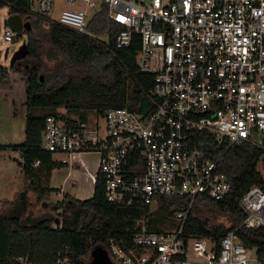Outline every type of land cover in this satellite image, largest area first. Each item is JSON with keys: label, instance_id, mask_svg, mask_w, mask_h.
Segmentation results:
<instances>
[{"label": "built area", "instance_id": "2783aa9c", "mask_svg": "<svg viewBox=\"0 0 264 264\" xmlns=\"http://www.w3.org/2000/svg\"><path fill=\"white\" fill-rule=\"evenodd\" d=\"M56 1L28 0V11L91 35L88 11L105 6L108 18L122 26L115 46L127 48L137 36V66L153 81L144 96L145 115L138 108H112L101 124L97 118L90 123L75 115H49L42 148L53 154L96 152L109 202L134 206L162 196L185 198L172 215V230L151 231L146 219L138 218L131 248L111 241L113 262L262 264L236 233L241 226H264V189L257 185L239 198L246 215L218 244L185 235L183 227L196 198L222 201L229 195L218 162L231 144L260 150L264 176V0H61L68 6L54 19ZM13 34L5 19L1 38L12 42ZM205 136L212 140L202 148ZM132 153L142 159L131 162L136 174ZM17 262L31 264L26 257Z\"/></svg>", "mask_w": 264, "mask_h": 264}, {"label": "trees", "instance_id": "16d2710c", "mask_svg": "<svg viewBox=\"0 0 264 264\" xmlns=\"http://www.w3.org/2000/svg\"><path fill=\"white\" fill-rule=\"evenodd\" d=\"M5 5L9 14L20 15L31 29L26 32L27 55L9 65L24 80L23 96L18 103L12 101L11 112L13 116L25 115L24 138L16 144H0V149L19 152L23 185L12 199L0 203V264H20L18 257H26L31 264H88L95 247L105 249L114 261L110 242L126 251L131 248L138 218H145L151 231L167 232L157 227V212L169 208L167 216L172 217L182 209L185 198L162 196L150 205L112 203L105 198L104 178L98 172L90 198L81 200L64 193L55 202L42 200L46 193L57 191L49 187L51 171L66 164L56 161L53 153L42 148L45 118L58 114L61 107L67 114L77 115L80 121L88 120L86 112L91 110L101 116L112 108L136 110L153 81L152 75L141 72L137 66L138 37H133L129 47L117 48L115 38L122 26L108 18L105 6L88 20L91 35H87L30 14L28 0H0V7ZM100 34L108 36V43L99 40ZM26 59L31 64L23 69L20 62ZM0 71L1 76L8 73L1 65ZM204 138L201 147H209L211 137ZM222 150L223 146L219 152ZM131 155L130 167L136 174L138 170L131 162L140 163L142 159L138 153ZM260 156V150L249 143L231 144L223 152L218 168L226 175L230 193L222 201L196 198L183 234L207 237L218 244L238 225L246 215L239 205L241 195L253 185L264 189V176L258 166ZM35 161H39L38 165H34ZM31 193L50 217L25 225L24 219L34 205ZM207 208L228 216L231 222L212 223ZM236 233L246 247L255 249L264 264V226H241Z\"/></svg>", "mask_w": 264, "mask_h": 264}, {"label": "rangeland", "instance_id": "374dc122", "mask_svg": "<svg viewBox=\"0 0 264 264\" xmlns=\"http://www.w3.org/2000/svg\"><path fill=\"white\" fill-rule=\"evenodd\" d=\"M62 3L61 0L55 2V9L51 13V17L56 19L58 17L59 11L67 7ZM96 9H99L97 7ZM9 7L2 6L0 7V26L2 27L5 23V19L9 15ZM94 13V10L88 11V16H91ZM14 40L12 42H7L1 38L0 35V65L3 66L6 71L8 72L5 76L2 73L0 77V144H7V143H15L21 141L24 135V125H25V115L18 114L13 116L12 112V101L18 103L23 96L24 91V80L20 76L18 72H13L10 70V58L13 52L19 47V45L26 40V33L21 32L17 34L13 32ZM100 41L104 43H108L109 38L106 34L98 35ZM49 64L52 66L54 65L53 61H48ZM30 62L26 59L23 62H20L21 67L23 69L30 66ZM1 74V71H0ZM5 76V77H4ZM57 113L74 117L73 114H67L64 108H58ZM87 119L90 123L93 122L95 118L99 120V123H102V116L97 114L95 111H87L86 112ZM77 117V115H75ZM17 139V140H16ZM83 158L87 165L93 169V165L95 166L97 163L98 154L94 151L91 152H83ZM21 161V157L19 152L12 150V149H0V203L4 200H9L14 197L16 192L21 190L23 185V176L20 172V167L18 163ZM60 168L59 171L65 168L64 166L58 167ZM259 168L260 165H259ZM78 170H81V167H77ZM56 177L53 179V183H56V179H60L64 177L62 173H58L55 175ZM76 184H72V180H69L67 184V190L71 193L72 196L79 197L78 199H87L91 196L92 191V184L84 177L75 179ZM51 184V181H50ZM69 189V190H68ZM82 197V198H81ZM31 201L34 202L33 208L29 213L31 218H35L36 221H40L44 218L50 217V214L45 211L42 207H40V203L36 200L35 194H30ZM62 198L61 195L57 194L56 191H51L46 193L44 197H42L43 201L46 202H55L56 200H60ZM154 202H158V199H154ZM157 207V206H156ZM169 212V208L164 210H159L157 212V218L159 219V223L157 227L162 230H172L175 225V220L172 217L167 216ZM206 213L211 219L212 223H220L228 225L231 221L230 218L222 213H219L211 208L206 209ZM27 216L24 219V224L30 223V217ZM29 219V220H28ZM36 222V223H37ZM148 225V224H147ZM255 253V249L252 250ZM65 263V261H63Z\"/></svg>", "mask_w": 264, "mask_h": 264}, {"label": "crops", "instance_id": "0c3cea01", "mask_svg": "<svg viewBox=\"0 0 264 264\" xmlns=\"http://www.w3.org/2000/svg\"><path fill=\"white\" fill-rule=\"evenodd\" d=\"M21 141H18L15 143H7V144H16V143H19ZM83 155H84L83 153H75V154H69V155L68 154H61V153H54L53 154V158L56 161L66 163L65 168L63 170L59 171L60 168H54L51 171V176L49 178V187L56 188L57 194L62 196L64 193H68L70 196H72L71 193L69 192L70 191L69 189H68L69 191H66L67 190V184H68L69 180H72V184H76L75 179L79 180V178L81 179L84 177L87 181L89 180L91 182L92 186L94 185L93 179H94V177L98 171L99 155L97 158L96 165L95 166L93 165V169L87 165V163L85 162V160L83 158ZM77 167H81V170H78ZM59 172L62 173V175H64V177H61L60 179L59 178L56 179V183H53L54 182L53 179L56 177L55 175L58 174ZM50 181H51V184H50ZM91 192L93 193V187H92ZM92 193H91V195H92ZM72 197H74V196H72ZM75 198H79V197L75 196ZM31 217L32 216H30V220H31L30 223L35 222L36 217L35 218H31Z\"/></svg>", "mask_w": 264, "mask_h": 264}, {"label": "water", "instance_id": "95a60500", "mask_svg": "<svg viewBox=\"0 0 264 264\" xmlns=\"http://www.w3.org/2000/svg\"><path fill=\"white\" fill-rule=\"evenodd\" d=\"M6 23L8 27L17 34L21 32L30 31L31 27L28 21L23 20V18L18 14H9L6 18ZM28 53V47L26 40L19 45V47L13 52L9 65H13V63L17 60L24 59V57ZM147 104L148 100L146 97H142L139 102L138 109L142 114L147 113ZM88 264H115L109 257L107 251L101 247H95L91 250L90 260Z\"/></svg>", "mask_w": 264, "mask_h": 264}]
</instances>
